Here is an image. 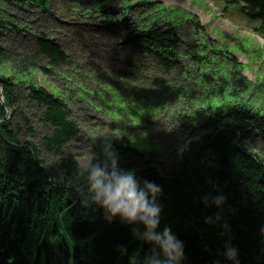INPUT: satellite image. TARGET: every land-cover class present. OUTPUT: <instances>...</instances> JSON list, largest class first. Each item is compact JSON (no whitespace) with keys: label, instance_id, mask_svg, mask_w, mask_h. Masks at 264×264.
I'll use <instances>...</instances> for the list:
<instances>
[{"label":"trees","instance_id":"trees-1","mask_svg":"<svg viewBox=\"0 0 264 264\" xmlns=\"http://www.w3.org/2000/svg\"><path fill=\"white\" fill-rule=\"evenodd\" d=\"M49 1L0 0V39L24 34L34 43L32 55L0 43V264H130L134 254L142 262L151 252L152 245L133 236L136 229L143 233L142 225L119 218L109 223L102 209L82 198L85 168L62 152L80 134L68 110L75 97L108 119V128L100 125L102 134L86 138L95 161L103 160L107 142L121 170L160 185L158 230L168 226L183 242L182 264H231L224 258L226 243L238 250L239 264H264V159L252 151L254 140L264 138V115L251 102L246 65L226 47H216L194 18L173 13L179 9L171 15L147 0H61L76 18L123 32L115 44L138 86L121 92L98 80L92 91L77 76L61 73L78 66L54 39L15 21L12 9L52 16ZM217 1L264 37V0ZM176 71L177 82L171 78ZM157 73L166 81L158 82ZM49 79L59 80L60 87ZM260 79L261 91L264 76ZM28 107L50 130L42 147L58 158V178L31 142ZM165 112L173 114L174 127L183 135L180 154L169 168L161 158L164 143L142 132ZM217 196L225 197L219 207L212 202Z\"/></svg>","mask_w":264,"mask_h":264},{"label":"rangeland","instance_id":"rangeland-1","mask_svg":"<svg viewBox=\"0 0 264 264\" xmlns=\"http://www.w3.org/2000/svg\"><path fill=\"white\" fill-rule=\"evenodd\" d=\"M131 4L141 0H129ZM160 5L163 11L169 9H179L177 16L187 18L191 16L194 18L202 28V34L215 44L216 47L227 48L234 58L243 65H246V70L243 75L247 80L256 87V92L250 91L251 102L257 104L264 115V89L259 90L261 79L264 76V37L254 33L250 25L243 23L237 19L230 10L222 11V9L211 2V0H147ZM50 6L53 15L39 14L38 9L21 10L12 9V14L16 16L17 25H28L32 33H45L49 38L54 39L62 49L68 54L70 61H76L78 70L64 69L61 73L64 76H71L77 78L94 91L98 80L106 84L114 85L118 91L127 92V89L138 84L135 79H132L133 74L127 71V63L125 60L119 62L118 56L122 54V50L118 47H110L109 40L105 42L102 36L110 38L111 41H119L123 32L119 28H102L100 31L95 26L99 22L97 20H83L76 18L74 10L64 7L61 0H50ZM11 10V9H10ZM166 11V12H167ZM185 13V14H183ZM1 14V10H0ZM81 22L93 24L94 27L89 26L84 28ZM87 31V32H85ZM78 33L75 35L74 33ZM82 38H88L89 44L86 45ZM31 36L20 34L14 36L6 34L0 39V43L4 48L16 50L17 53H25L32 55L34 43L31 41ZM198 39V36H197ZM87 40V41H88ZM97 47V50L96 49ZM109 50V52H108ZM121 52H120V51ZM183 54H186L183 51ZM83 66L87 72H82ZM2 73V72H0ZM5 73V71H3ZM156 77V73L152 72ZM161 74V75H160ZM77 76V77H76ZM81 76V77H80ZM34 79L40 87L47 88L43 82V78L34 74ZM83 77V78H82ZM160 79L158 82H165L166 77L162 73H157ZM175 82L180 80L179 71H176L171 76ZM49 83L60 87L61 83L56 79H49ZM138 86V85H137ZM158 87V86H156ZM64 89V87H62ZM78 91V90H76ZM85 108L78 99L73 98L68 106L71 112L70 120L79 126L80 134L76 139L69 143L63 149V155L68 160L75 163L78 167L87 168L90 162L96 163L93 153L86 145V138L93 134L102 132L99 131L100 125L107 127L108 122L105 118L96 113L92 109ZM24 112L31 121V128L33 135L31 142L35 145L40 153L41 160L46 168L55 175V164L58 158L47 153L42 147V139L50 134V130L42 121L41 116L32 107H28ZM157 117V118H156ZM175 117L172 113L155 116L153 120L147 124V128L142 130L150 138L163 142L166 152L162 153V161L168 168L177 159L180 150V140L183 135L174 127ZM149 125V126H148ZM139 131V129L137 130ZM106 134V131L105 133ZM173 134V135H172ZM175 135V137H174ZM178 137L180 139H178ZM256 141H259L258 139ZM180 146V147H179ZM262 145L255 143L252 146L253 153L263 156Z\"/></svg>","mask_w":264,"mask_h":264},{"label":"clouds","instance_id":"clouds-1","mask_svg":"<svg viewBox=\"0 0 264 264\" xmlns=\"http://www.w3.org/2000/svg\"><path fill=\"white\" fill-rule=\"evenodd\" d=\"M103 160L90 162L85 169L88 203L102 209L105 219L111 223L115 218L124 224H139L144 228L134 230L133 236L152 245L150 254L142 262L133 255L130 264H182L184 244L168 226L158 230L161 223V205L158 198L160 185L148 180H138L131 171H123L118 166V156L107 142L103 146ZM207 201V197L205 198ZM217 207L225 202L224 196L213 201ZM219 219V217H216ZM206 223H211L208 218ZM226 227V226H225ZM126 249H121V252ZM224 258L231 264H239L238 250L230 244L225 245Z\"/></svg>","mask_w":264,"mask_h":264},{"label":"bare ground","instance_id":"bare-ground-1","mask_svg":"<svg viewBox=\"0 0 264 264\" xmlns=\"http://www.w3.org/2000/svg\"><path fill=\"white\" fill-rule=\"evenodd\" d=\"M211 2H213L214 4H216V5H218L221 9H222V11H225L223 8H222V3L221 2H219V1H217V0H211ZM160 6V5H159ZM161 8V7H160ZM172 11H173V9H171ZM172 11H171V15H172ZM226 12V11H225ZM237 19H240L243 23H244V20L239 16V15H234ZM171 18V17H170ZM97 25H99V26H95L96 28H98V30L100 31L102 28H104V26H103V24H101V23H98ZM26 26L27 27H29L27 24H26ZM84 26H86V27H89V26H92V27H94L93 26V24H89V23H84V22H82V27L84 28ZM30 28V27H29ZM104 30H105V28H104ZM106 31V30H105ZM85 32H87V31H85ZM74 33V32H73ZM255 33V32H254ZM75 35H78V33H74ZM109 37H107L106 35H105V37L104 36H102V39L103 40H107ZM87 40H88V38H87ZM88 42H89V40H88ZM115 42L116 41H111L110 39H109V45H110V47L112 46V47H119V46H117L116 44H115ZM121 49V48H120ZM96 51H98L97 50V47H96V49H95ZM120 51V50H119ZM108 52H109V50H108ZM121 52V51H120ZM118 58H119V62L120 63H122L123 62V60H124V56H123V50H122V54H120V56H118ZM252 85V84H251ZM253 91L254 92H256V88L255 87H253V85H252V90H251V93H253ZM257 140V139H256ZM256 140H254V142H253V144L252 145H254L255 143H258L259 145H262V143H264V138L263 139H258L259 141H256ZM240 141V136L239 135H237V139H236V143H238ZM262 148V151H263V156H262V159H264V146H261ZM260 156V155H259ZM263 167H264V165H263Z\"/></svg>","mask_w":264,"mask_h":264},{"label":"water","instance_id":"water-1","mask_svg":"<svg viewBox=\"0 0 264 264\" xmlns=\"http://www.w3.org/2000/svg\"><path fill=\"white\" fill-rule=\"evenodd\" d=\"M0 104L2 106H4V101H3V97H2V90L0 89ZM10 116V112L8 109H6V119H8Z\"/></svg>","mask_w":264,"mask_h":264}]
</instances>
